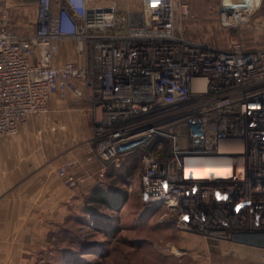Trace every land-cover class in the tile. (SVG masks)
<instances>
[{
    "label": "built area",
    "instance_id": "1",
    "mask_svg": "<svg viewBox=\"0 0 264 264\" xmlns=\"http://www.w3.org/2000/svg\"><path fill=\"white\" fill-rule=\"evenodd\" d=\"M117 1L0 0V139L54 97L88 102L93 153L106 168L140 161L144 205L209 241L264 238V47L241 32L259 6L222 0L218 24L239 37L221 46L187 36V4L123 14ZM213 159L231 162L229 178L192 175ZM76 165L58 170L69 189Z\"/></svg>",
    "mask_w": 264,
    "mask_h": 264
},
{
    "label": "rangeland",
    "instance_id": "2",
    "mask_svg": "<svg viewBox=\"0 0 264 264\" xmlns=\"http://www.w3.org/2000/svg\"><path fill=\"white\" fill-rule=\"evenodd\" d=\"M175 1L177 5L183 3L190 8L191 16L182 21L187 36L221 46L231 38L239 37L234 32L229 39L218 24V8L222 0ZM117 3L123 14L139 12L142 7V0H118ZM17 12H13L15 14L12 16L15 25L21 23V15ZM251 20L250 24L243 26L242 38L250 47H264V0L260 1ZM62 57L65 58L64 55ZM93 124L90 103L54 97L49 113L32 117L16 136L4 138L13 140L21 133L29 132L31 139L25 153H32L31 149L38 143L39 148L52 150L55 162L77 160L81 167L93 153L89 142ZM64 163L57 168V174ZM132 164L133 173L126 164H113L104 172L96 170L94 173L101 177L97 179L94 176L96 180L82 189L80 183L76 188H67L56 174L60 185L75 194L69 203V218L62 225L51 226L43 241L38 240L31 230L40 231L46 226L35 223L18 225L17 229L21 228V231H17L15 237L21 236L20 239L7 241L4 237L0 241V264H264V238L238 237L233 242L209 241L200 235L180 230L165 219L164 210H154L144 205L140 194L142 166L137 160ZM85 167H81L80 172ZM74 174L79 181L80 178ZM35 184L25 179L15 186L23 195V216L29 212L27 207H31V219L42 213L40 207L46 200L45 193L38 192L37 187L42 186ZM13 187L8 186L10 189ZM95 190L109 194L117 193L115 190L121 192L116 197L117 202L111 204L119 208L118 211L100 207L101 213L110 219L102 221L103 226H99L101 219L100 222L97 219L100 215L94 218L91 213V199L95 197ZM10 195L11 192L2 197L4 208L12 205ZM101 227L105 231L111 230L113 234H104ZM20 246L29 248V254L22 258L19 256Z\"/></svg>",
    "mask_w": 264,
    "mask_h": 264
},
{
    "label": "crops",
    "instance_id": "3",
    "mask_svg": "<svg viewBox=\"0 0 264 264\" xmlns=\"http://www.w3.org/2000/svg\"><path fill=\"white\" fill-rule=\"evenodd\" d=\"M67 107L69 108L70 106L67 105ZM30 139L29 132H23L13 140L0 139V241L4 237H6L7 241L20 239L21 236L20 238L19 236L15 237V233L21 231V228L17 229V226L32 223L46 226V230H31V233L36 235L38 240L41 239L43 241L51 226L62 225L69 218V203L74 199L75 196L73 195L75 194L61 186L57 181L58 179L55 178L58 175L57 168L67 159L55 162L52 150L48 151L42 147L39 148L38 143H36L34 149H31L32 153H25V148ZM57 163L59 164L55 166ZM77 166H79L78 163L75 173L80 178V188L91 185L96 180L93 179L94 176L97 179L101 177L94 173L96 170L103 172L106 169V171L109 170L94 153L85 160V164L81 165V167L86 166L82 170L83 172H80L81 167L79 166L80 168L77 169ZM25 179H30L32 183L35 182L36 186H38L37 184L42 186L37 187L38 192L39 194L44 192L46 197L40 207L42 213H39L40 215L34 219L30 217L32 213L31 207H27L29 212L24 213L23 216V204H21L23 195L20 190L15 188L16 185L21 184ZM10 185H14V187L8 188ZM9 192H11L10 200H12V205L4 208L3 203H1L2 197ZM28 250V247L20 246V258L28 255Z\"/></svg>",
    "mask_w": 264,
    "mask_h": 264
},
{
    "label": "bare ground",
    "instance_id": "4",
    "mask_svg": "<svg viewBox=\"0 0 264 264\" xmlns=\"http://www.w3.org/2000/svg\"><path fill=\"white\" fill-rule=\"evenodd\" d=\"M240 4L245 11L251 12L260 6L261 0H228V2ZM232 174L231 162L226 159H213L205 161L192 175L198 179L205 178H229Z\"/></svg>",
    "mask_w": 264,
    "mask_h": 264
},
{
    "label": "trees",
    "instance_id": "5",
    "mask_svg": "<svg viewBox=\"0 0 264 264\" xmlns=\"http://www.w3.org/2000/svg\"><path fill=\"white\" fill-rule=\"evenodd\" d=\"M132 163H135V160H133L132 158H123L117 164H118V166H119V164H122V166H126V165L129 166L128 170H131L132 173H133L134 167H132L133 166ZM115 192H117V193L109 194V193H106L104 191H96V190L94 192L95 193L94 194L95 197H93L91 199V202H92V205H93L91 213L94 216V218H96L97 215H100V217L97 218V219H99L98 222H100V219H101V222H100L99 226H103L102 225L103 224L102 221H104L106 219L110 220L108 215H106L104 213H101L100 207H105L107 209H112V210H117V211L119 210V208H116V206H112L111 205L112 203L117 202L116 197L118 196V194H121V192L119 190H115ZM101 232H103L104 234H107V235L108 234H110V235L113 234V232L111 230L110 231H105V229L103 227H101Z\"/></svg>",
    "mask_w": 264,
    "mask_h": 264
}]
</instances>
